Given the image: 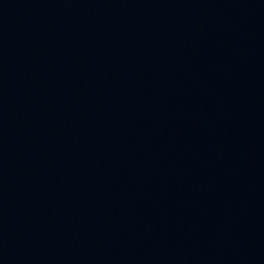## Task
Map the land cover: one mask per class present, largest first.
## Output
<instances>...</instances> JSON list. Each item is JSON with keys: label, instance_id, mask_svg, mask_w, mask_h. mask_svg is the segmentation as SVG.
<instances>
[{"label": "water", "instance_id": "obj_1", "mask_svg": "<svg viewBox=\"0 0 264 264\" xmlns=\"http://www.w3.org/2000/svg\"><path fill=\"white\" fill-rule=\"evenodd\" d=\"M0 264H264V0H0Z\"/></svg>", "mask_w": 264, "mask_h": 264}]
</instances>
